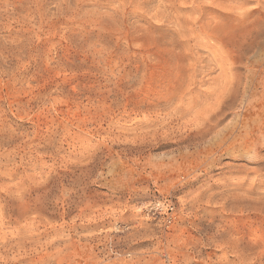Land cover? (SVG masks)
Segmentation results:
<instances>
[{
    "label": "rangeland",
    "instance_id": "1",
    "mask_svg": "<svg viewBox=\"0 0 264 264\" xmlns=\"http://www.w3.org/2000/svg\"><path fill=\"white\" fill-rule=\"evenodd\" d=\"M0 264H264V0H0Z\"/></svg>",
    "mask_w": 264,
    "mask_h": 264
},
{
    "label": "built area",
    "instance_id": "2",
    "mask_svg": "<svg viewBox=\"0 0 264 264\" xmlns=\"http://www.w3.org/2000/svg\"><path fill=\"white\" fill-rule=\"evenodd\" d=\"M152 213H161L164 210L163 205L161 202H154L151 204V206L148 208ZM167 212L170 213L168 214V222L171 223L173 220L172 214H173V207L169 206L167 207ZM172 212V213H171Z\"/></svg>",
    "mask_w": 264,
    "mask_h": 264
}]
</instances>
